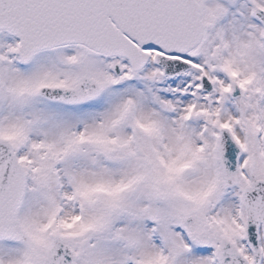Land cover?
Returning <instances> with one entry per match:
<instances>
[{
    "label": "snow or ice",
    "instance_id": "obj_1",
    "mask_svg": "<svg viewBox=\"0 0 264 264\" xmlns=\"http://www.w3.org/2000/svg\"><path fill=\"white\" fill-rule=\"evenodd\" d=\"M0 264H264V0H0Z\"/></svg>",
    "mask_w": 264,
    "mask_h": 264
}]
</instances>
